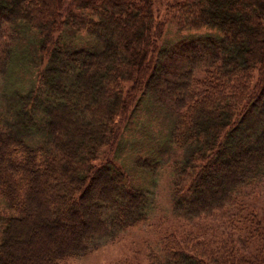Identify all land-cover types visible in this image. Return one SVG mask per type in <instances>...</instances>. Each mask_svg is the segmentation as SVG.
Masks as SVG:
<instances>
[{
    "label": "trees",
    "instance_id": "1",
    "mask_svg": "<svg viewBox=\"0 0 264 264\" xmlns=\"http://www.w3.org/2000/svg\"><path fill=\"white\" fill-rule=\"evenodd\" d=\"M154 1L0 0V80L14 83L0 113V264H68L146 223L164 165L172 216L210 225L161 237L130 264H264V228L244 198L264 187V0H168L162 20ZM168 24L217 32L169 49L159 45ZM67 30L97 45L75 46ZM25 31L38 56L17 83ZM146 95L173 123L166 143L146 146L158 133L132 148L125 170L105 148Z\"/></svg>",
    "mask_w": 264,
    "mask_h": 264
},
{
    "label": "rangeland",
    "instance_id": "2",
    "mask_svg": "<svg viewBox=\"0 0 264 264\" xmlns=\"http://www.w3.org/2000/svg\"><path fill=\"white\" fill-rule=\"evenodd\" d=\"M168 0H155L153 4V10L159 20H162L165 16V4ZM214 29H203L200 31H186L178 32L173 26H163V34L159 39V45L164 48L172 49L177 41L190 37V39L198 38L197 36H212L216 34ZM66 35L71 38L72 43L75 46L81 45H97L92 42L90 37L81 32H70L67 30ZM184 36V37H183ZM206 37V36H205ZM20 49L15 54V67L11 71L18 80L17 83L30 82L31 67H34V61L38 56V42L39 38L35 32L25 31ZM77 43V44H76ZM32 60V61H31ZM31 61V63H30ZM12 66V61L10 67ZM22 68L25 71H22ZM10 69V68H9ZM256 73L254 74V79ZM14 83L10 82L8 86L4 88V82L0 80V113L4 114L3 106L5 102L4 93L7 90L12 89ZM31 85V84H30ZM35 85V81L32 87ZM29 86V85H28ZM27 86V87H28ZM4 88V89H3ZM4 92H3V91ZM22 89H18L20 92ZM151 113V114H146ZM6 124L7 129L16 133L17 135L24 137L25 133L20 127L13 126L11 123L12 118L2 119ZM146 120L150 121L149 131L146 129ZM121 121V120H120ZM173 123V116L166 105L155 103L152 97L145 96L144 100L138 107H133L121 121L120 136L117 143L112 148H105V154L108 155L112 161L124 167L128 170L132 160L135 157L134 152L137 144H144L146 138H158V133L161 138L165 135V140H151L146 144L147 147L153 146L155 143H166L167 133L171 124ZM31 136V135H30ZM40 143L38 138H35ZM35 139L29 138L33 143H36ZM25 141L31 144L27 138ZM36 145V144H33ZM172 152L174 151L171 148ZM135 151V150H134ZM180 152H177L179 154ZM185 153H187L185 151ZM140 154V153H139ZM174 154V153H173ZM184 152H181L182 157ZM142 156V154H140ZM166 157L167 154H162ZM171 155V151H170ZM155 181V182H154ZM154 182V186L152 187ZM149 191L153 193L154 205L149 211L148 221L144 224L136 227L129 228L122 232L117 240L114 242H106L96 244V248L87 252V254L80 256L79 258L72 259L68 264H130V259L135 258L140 262L145 260L146 253L151 249L159 248L161 237L168 239L179 232H187L184 230H192L193 233L203 234L204 229L210 225L203 221H193L190 223H184L181 218L172 216L171 213V187H172V174L168 166L164 165L158 169L154 175V180L149 181ZM246 204L252 215L256 217L264 228V187L256 186L247 190L246 196H244ZM4 209V205L0 201V212ZM180 224L187 226L185 228H179ZM189 232V231H188ZM211 238V237H207ZM18 243V242H17Z\"/></svg>",
    "mask_w": 264,
    "mask_h": 264
}]
</instances>
